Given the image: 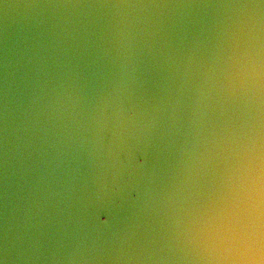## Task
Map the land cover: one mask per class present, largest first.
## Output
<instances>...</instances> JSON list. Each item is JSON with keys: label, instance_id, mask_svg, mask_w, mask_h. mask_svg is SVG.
Instances as JSON below:
<instances>
[{"label": "water", "instance_id": "95a60500", "mask_svg": "<svg viewBox=\"0 0 264 264\" xmlns=\"http://www.w3.org/2000/svg\"><path fill=\"white\" fill-rule=\"evenodd\" d=\"M0 264H264V0H0Z\"/></svg>", "mask_w": 264, "mask_h": 264}]
</instances>
